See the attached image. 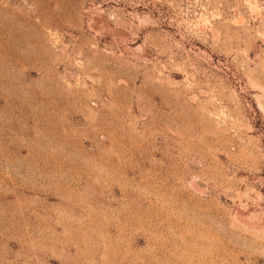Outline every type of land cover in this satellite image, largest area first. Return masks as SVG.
Listing matches in <instances>:
<instances>
[{
	"label": "rangeland",
	"instance_id": "rangeland-1",
	"mask_svg": "<svg viewBox=\"0 0 264 264\" xmlns=\"http://www.w3.org/2000/svg\"><path fill=\"white\" fill-rule=\"evenodd\" d=\"M0 264H264V0H0Z\"/></svg>",
	"mask_w": 264,
	"mask_h": 264
}]
</instances>
